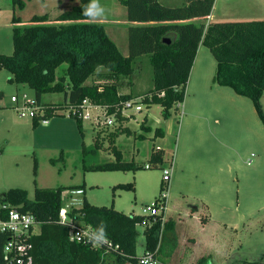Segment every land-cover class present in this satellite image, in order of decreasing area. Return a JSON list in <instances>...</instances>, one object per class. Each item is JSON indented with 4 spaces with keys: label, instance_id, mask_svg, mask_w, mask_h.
I'll use <instances>...</instances> for the list:
<instances>
[{
    "label": "rangeland",
    "instance_id": "374dc122",
    "mask_svg": "<svg viewBox=\"0 0 264 264\" xmlns=\"http://www.w3.org/2000/svg\"><path fill=\"white\" fill-rule=\"evenodd\" d=\"M22 1L24 9L14 10L12 0H0L1 54L10 56L13 52L14 13L28 23L34 15L48 14L54 19L66 9L80 4V0ZM184 1L159 0L172 7ZM218 1L211 8L213 22L264 20V0ZM99 4L104 9V15L91 21L105 25L119 50L128 54L129 22L125 6L118 0H99ZM202 48L210 52L208 48ZM149 58V55L138 58L136 71L131 76L93 77L88 82L114 84L121 94L143 95L152 89L153 69ZM11 76L6 70H0V92L3 93L0 97V112L3 113L0 119L17 118L24 126L28 125L30 141L26 155L14 154V140L8 143L12 148L5 149L4 138H10V135L3 131L0 124V195L7 194L10 189L21 188L32 200L36 185L50 189L74 187L62 194V203L67 211L81 207L85 197L93 205L114 206L126 215L142 216L147 206H151L157 198L161 199L167 190L163 219L169 227L163 225L159 234L160 245L155 256L159 264H199L203 259L202 264H257L264 261V138L253 130V124L243 112L237 113L230 107L210 114L204 112L197 120V129H190L197 131L193 139L196 144L204 141L207 147H216L223 157L221 162L214 164L209 159L206 161L205 168L200 170L204 181L200 187L187 185L183 190L190 196L205 197L212 203L208 222H202L201 216L205 213H196L193 209L197 203L188 202L177 193L173 187L175 169L169 168L180 132L182 104L180 111L173 109L168 119L162 117V107L158 105L148 108L142 104V111H137L136 105L127 109L125 114L129 118L123 126H127L131 133L119 134L114 145L123 154L124 162L132 161L136 170L102 171L94 167L115 159L106 139V133L113 125L107 128L97 125L104 122L103 111L88 107L91 117L83 119V136L67 111L59 112L65 116L55 115L48 119L46 126L39 123L33 127L32 116L28 113L22 118L14 107L23 103L24 94L29 99L34 98V91L25 85L9 83ZM13 96L18 98L17 102L12 101ZM63 101V94L49 93L43 97V103ZM189 101L192 103V100ZM145 117V124L154 130L160 128L163 137L155 138L154 131L147 132L141 128ZM101 130L105 131L101 141L103 148L97 149L94 139L97 131ZM183 131L189 132L186 124ZM141 135L144 138H139ZM160 148L165 150L163 161L156 166L150 162V155L153 149ZM61 153L63 160H57ZM51 159H56V163L53 164ZM34 160L37 162L36 176L33 173ZM147 165L152 167L147 168ZM165 169L171 177L168 189L162 182ZM198 175L195 171L192 173L194 178ZM127 184L132 187L123 189L119 186ZM76 186H84L85 193L77 191ZM6 203L9 205V201ZM158 211H162V207ZM145 228L144 225L137 226L138 257L144 252Z\"/></svg>",
    "mask_w": 264,
    "mask_h": 264
},
{
    "label": "trees",
    "instance_id": "16d2710c",
    "mask_svg": "<svg viewBox=\"0 0 264 264\" xmlns=\"http://www.w3.org/2000/svg\"><path fill=\"white\" fill-rule=\"evenodd\" d=\"M118 1L125 6L129 22L127 55L119 50L105 25L92 22L84 14L91 0H80L79 5L66 9L54 19L48 14L34 15L25 23L14 13L13 52L10 56L0 53V70L12 74L9 83L25 85L34 91V100L43 114L32 118L33 127L41 118L65 116L59 112L67 111L83 136L84 102H88L103 110L104 121L108 117L113 120V128L109 127L106 139L115 159L94 169L135 171V164L124 162L123 154L114 145L119 134L131 133L123 126L129 118L123 113L125 103L139 100L148 108L161 106L162 117L168 119L171 111H177L185 99L200 45L209 49L217 64L212 83L230 87L237 95L250 99L264 124V20L193 22L208 17L215 0H186L175 7L159 0ZM12 3L14 10L25 7L22 0H12ZM165 38L169 42L164 41ZM143 55H149L153 69L152 89L143 95L121 94L114 84L88 82L93 77L131 76L136 71V61ZM49 93L63 94L64 101L43 103V97ZM2 95L0 92V97ZM99 123L97 125L101 126ZM145 123L146 117L141 124L144 131H154L155 138L164 136L160 128L154 130ZM104 133L103 130L96 133L94 145L97 149L103 148ZM62 154L57 160H63ZM163 156L162 149H153L150 162L156 166L162 164ZM51 162L55 164L56 159ZM33 166L36 176V160ZM71 188L50 189L36 185L32 200L21 188L5 194L11 208L35 215L39 223V231L29 239L33 264H139L136 252L139 225L146 226L144 251L158 252L162 226L169 227V223L162 220L163 212L147 217L126 215L114 206L99 207L83 197L82 206L68 210L70 222L63 224L59 219L64 209L62 194ZM77 188L85 193L84 186ZM204 221L206 218H202ZM71 222L92 228L98 244L70 241ZM203 262L204 259L199 264ZM257 264H264V261Z\"/></svg>",
    "mask_w": 264,
    "mask_h": 264
},
{
    "label": "crops",
    "instance_id": "0c3cea01",
    "mask_svg": "<svg viewBox=\"0 0 264 264\" xmlns=\"http://www.w3.org/2000/svg\"><path fill=\"white\" fill-rule=\"evenodd\" d=\"M217 2L219 1L215 0L214 5H216ZM213 20L211 12L208 17L196 19L193 20V22L196 23L199 21L209 24L218 21L213 22ZM202 47L203 46L200 45L198 48L199 50L194 59L191 74L187 82L186 96L181 105V114H183V117H181L179 124L180 132L178 135V141L176 142L175 154L173 153L171 161L174 163L175 169L173 178L174 189L177 193H180L183 198L185 197L184 200L197 203L193 210L200 215L205 213L201 217L206 218V222H208L209 218H207V215L209 216V208L212 207L210 200L205 197L200 198L190 196V194L184 192L183 190L187 185L200 187L204 183L201 178L200 170L205 168L206 161L209 159L210 162L214 164L215 162H221L223 157L219 155L216 147H207L204 141L202 144H196L193 139L197 131L192 132L190 129L193 127L197 129V120L204 112L208 114L216 111L220 112L221 109L226 107L232 108L237 113L241 111L249 117L250 122L253 124V130L262 138H264V124L257 115L255 106L250 99L239 94L237 95L230 87L220 85L217 86L212 83V79L217 69V64L211 52H207ZM123 55L127 54L123 53ZM189 100H192V103ZM262 103L264 107V95L262 97ZM178 110L180 111V107ZM2 114L3 113L0 112V115ZM0 124L2 125L3 131L5 130V132L10 135V138H4V148H12V145L10 144L9 146L8 143H12L14 140L16 142V150L14 151V154L17 153L19 155H26L28 153L27 145L30 141L28 125L24 126V124L17 118L11 119L10 117L0 119ZM185 124L187 125L189 132L183 131ZM201 131H198V133H201ZM162 150L165 151L164 149ZM262 154H264L263 151ZM194 171L199 174L197 178L196 176L195 178L192 177V173Z\"/></svg>",
    "mask_w": 264,
    "mask_h": 264
},
{
    "label": "built area",
    "instance_id": "2783aa9c",
    "mask_svg": "<svg viewBox=\"0 0 264 264\" xmlns=\"http://www.w3.org/2000/svg\"><path fill=\"white\" fill-rule=\"evenodd\" d=\"M13 102H17L18 98L13 96ZM136 105L137 111H142L140 107L139 100H130L127 101L124 105V115L127 109L133 108ZM88 107L99 108L91 106L88 102H84V113L83 119H89L91 117L88 112ZM14 109L19 113L20 117H26L29 113L32 118L34 116H40L43 114V111L40 106H38L34 98H28L26 94L23 97V103L17 104ZM101 109V108H100ZM102 110V109H101ZM103 111V110H102ZM40 123L44 126L48 125V120L41 118ZM99 123V122H98ZM101 126H110L113 124L111 117H108L103 123H99ZM170 163V170H173L174 163ZM151 165H147V168H151ZM168 170H164V176L162 182L166 183L165 189H168L167 184L170 181V175L167 174ZM167 195V190L163 193L162 198H157L151 206H147L144 210L145 217L147 216H159L161 213H164L165 208L163 204H166L165 198ZM0 206V264H33V261L30 257V248L31 244L29 239L34 233H36V228H39V223L36 220L35 215H32L29 212L20 211L17 208H11L10 205L6 202H1ZM162 207V211H158V208ZM166 207V205H165ZM60 222L67 224L70 222L67 218V210L64 208L60 211L59 214ZM163 221H165L162 218ZM70 241H77L84 245H96L98 240L95 238L93 229L90 227H79L74 223H70ZM111 245V243L109 244ZM156 253L151 251H144L138 258L139 264H159L157 258L155 257Z\"/></svg>",
    "mask_w": 264,
    "mask_h": 264
},
{
    "label": "clouds",
    "instance_id": "9594fccd",
    "mask_svg": "<svg viewBox=\"0 0 264 264\" xmlns=\"http://www.w3.org/2000/svg\"><path fill=\"white\" fill-rule=\"evenodd\" d=\"M84 14L90 19H99L104 15V9L99 4V0H91L85 7Z\"/></svg>",
    "mask_w": 264,
    "mask_h": 264
},
{
    "label": "water",
    "instance_id": "95a60500",
    "mask_svg": "<svg viewBox=\"0 0 264 264\" xmlns=\"http://www.w3.org/2000/svg\"><path fill=\"white\" fill-rule=\"evenodd\" d=\"M164 41L169 42V39L168 38H165ZM0 202H6L5 194H1L0 195Z\"/></svg>",
    "mask_w": 264,
    "mask_h": 264
}]
</instances>
